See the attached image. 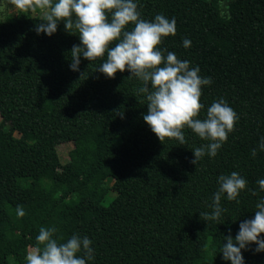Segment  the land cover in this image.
<instances>
[{
	"label": "trees",
	"instance_id": "16d2710c",
	"mask_svg": "<svg viewBox=\"0 0 264 264\" xmlns=\"http://www.w3.org/2000/svg\"><path fill=\"white\" fill-rule=\"evenodd\" d=\"M137 3L143 19H175V35L158 47L211 78L201 87L198 118L223 98L238 116L233 131L215 157L194 165L192 150L207 141L186 127L183 145L159 141L142 119L140 82L127 70L106 78L95 70L102 58H81L79 71L69 70L79 39L63 21L46 36L34 31L40 17L0 20V264H26L42 226L56 229L58 243L87 236V264H230L220 243L264 196L256 184L264 152L251 155L264 136V0ZM67 142L73 147L62 163L57 147ZM232 171L247 181L239 203L222 197L220 218L205 221L200 213L211 212L216 178ZM254 248L242 250L245 264H264Z\"/></svg>",
	"mask_w": 264,
	"mask_h": 264
},
{
	"label": "clouds",
	"instance_id": "9594fccd",
	"mask_svg": "<svg viewBox=\"0 0 264 264\" xmlns=\"http://www.w3.org/2000/svg\"><path fill=\"white\" fill-rule=\"evenodd\" d=\"M21 11H37L40 22L34 26L37 35H53L57 25L63 21L64 30L78 36L79 44L70 50V71H79L80 59L90 62L102 58L95 69L106 78L128 71V78L140 82L137 93L144 94L147 112L143 121L159 141L174 138L180 145L185 143L183 129H190L206 144L192 150V164L207 155L215 157L217 151L233 131L238 120L237 113L223 99L214 100L207 107L204 117L198 118L204 105L199 102L201 87L211 84L210 77H201L198 66H190L186 59L158 47L164 37L175 35V19L156 14L150 21L141 18L137 0H12ZM115 42V43H113ZM182 46H191L188 38H182ZM111 45V46H110ZM264 152V136L251 150ZM217 191L208 205L211 212L200 213L205 221H217L223 209L222 197L236 201L245 190L247 181L236 171L216 178ZM258 190L264 192V179L256 181ZM251 191V190H249ZM252 195H256L252 191ZM22 216V209H17ZM54 227H40L35 237L37 246L26 253V264H87L93 259L91 240L87 236L73 233L59 242L54 238ZM264 196L255 203L254 215L238 225L235 236L223 237L218 252L230 264H245L242 250L254 244L255 252H264ZM42 246V247H41Z\"/></svg>",
	"mask_w": 264,
	"mask_h": 264
},
{
	"label": "rangeland",
	"instance_id": "374dc122",
	"mask_svg": "<svg viewBox=\"0 0 264 264\" xmlns=\"http://www.w3.org/2000/svg\"><path fill=\"white\" fill-rule=\"evenodd\" d=\"M226 2H221V8L222 13L225 15L227 14V6L225 4ZM21 17H40L39 10L33 12V11H21L20 9L16 8L14 4L12 3V0H0V20L3 21H12L16 20ZM1 116H0V122H1ZM16 136H19L18 133H15ZM73 147L72 142H67L60 144L57 149L60 155V159L62 163H66L69 161V152L71 151V148ZM108 185L113 184L112 179L107 180ZM19 240V237H12L8 238L7 242L12 243ZM34 248H30L29 251L33 250Z\"/></svg>",
	"mask_w": 264,
	"mask_h": 264
}]
</instances>
